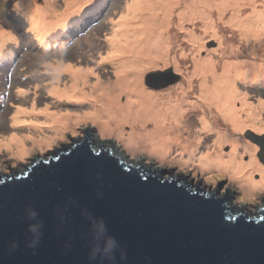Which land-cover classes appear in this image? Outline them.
Instances as JSON below:
<instances>
[{"label":"rangeland","instance_id":"obj_1","mask_svg":"<svg viewBox=\"0 0 264 264\" xmlns=\"http://www.w3.org/2000/svg\"><path fill=\"white\" fill-rule=\"evenodd\" d=\"M29 1L30 7L23 5L20 0H0V136H7L13 132L19 136L29 137L23 141L24 154L8 155L4 149L0 152V178L1 175H15L17 171L25 170L27 165L33 163V154L42 159L47 155L53 156L51 151L61 148L62 145H70L71 137L76 138L78 135H83L82 126L85 128L93 127L95 130L92 129L91 132L95 139H109V147L113 148L115 153L120 150V154H123L130 161L133 160L136 163L138 160V162H142V165L152 168L171 169L174 175L181 172L184 176H188V179H192L194 183H199L209 191L213 189L215 184V189H217L224 180H228L227 184L233 185L230 187L231 190L236 187L242 190L241 185L246 188L247 182L252 183L255 179L254 175H258L260 178L257 171H251L247 179L245 176L233 177L236 171V168H231L233 144L231 142L219 143L216 130L202 126V115L205 116L207 112L203 108H197L195 103L198 96V84L196 82L198 77L193 76L192 86H190L193 90L191 91L190 88L186 89L189 81L183 75L186 68L190 70V62L196 64L198 61L201 65L200 61L204 60L208 54L212 56L208 62L213 63L215 70L219 71H223L222 63L228 66L231 64L235 68L237 66L242 68L257 66L261 75L260 80L251 81L235 77L236 84L240 92L246 94L248 101L255 103L264 98V56L260 57L248 52L246 43L241 40L242 35L236 30L237 27H233L234 30H231L224 23L218 25V28L216 27L219 32L215 34L211 28L202 25L200 18L184 20L182 24H178L177 20L179 19H176V15L170 16L171 23H168L166 31L173 33L174 37L169 41L171 43L168 44L164 53L168 62L164 66L155 65L144 69L139 79L140 86L145 88L143 90L146 92L149 90L164 92L172 88L175 93L173 92L170 103L181 104L183 113L178 116L181 123L178 125L180 129L177 130V135L179 137L181 134H185L188 139L186 141L176 140L173 135L164 137L167 139L162 142L161 146L167 148L169 152L165 158H162L149 150L151 148L150 140H147L146 133L143 137L139 135L143 128L147 131L153 127L148 122L141 124V122L138 123L134 120L137 113L143 118L142 111L131 113L132 117L121 122L115 121L116 123H112V126L108 127L101 122V119L104 118L98 116V113L102 114L103 117L107 115L103 111L104 107L99 99L97 103L91 97L83 101L79 100L78 93H82L81 88L74 89L75 95H71L73 92L67 93L69 91H65L56 96L51 91L54 87L52 83L55 80L60 83V89L69 83L68 69L61 71L53 69L56 62L64 65L69 64L76 68L78 66L88 67L94 70L97 77H100L99 81L112 80L115 75L112 63L119 62L123 55L117 52L115 58L113 53L105 52L106 47H109L106 40L109 37L111 22H115L119 30L140 29V24L145 18L143 14L140 15L141 10L137 12L135 17L132 15L122 21L123 6L125 2L130 0ZM256 1L262 3V0ZM143 3L145 2L142 0L140 4ZM261 3L257 7H261ZM246 7L249 8V5ZM179 10L184 12L185 9H176L174 13ZM212 17L213 13L204 20L210 21ZM261 19L254 21L259 24L257 28L263 27ZM222 20L223 18L217 19L219 22ZM154 22L156 23V21ZM59 23L61 25L56 27ZM70 28L77 29L72 32ZM56 30V35H54L53 32ZM258 38H260L258 44L260 45L259 50H261L264 48V33ZM43 41L47 45H44ZM211 41H214L215 44L206 45ZM4 57L5 59L2 60ZM102 57L104 60L101 59ZM9 59L12 60L9 61ZM169 68L173 73L178 74L179 77L176 82L160 88L150 87L144 83L146 75H150L152 72L166 71ZM228 69L230 68L228 67ZM238 72L243 73L244 70H238ZM113 80L115 79L113 78ZM91 81L97 83V79H91ZM129 84H131L130 86L134 85V83ZM124 85L121 83L119 90L115 85V100L119 104L126 101L128 103L135 100L140 101L141 95L128 91ZM3 100L5 103L2 106ZM136 103L138 107L134 111H139L142 103ZM134 104H127V107L122 106V109L127 108L132 111ZM187 104H191V106L187 107ZM17 106L24 109L33 107L35 108L34 114L40 119L47 117L49 121L45 124L44 130L38 127L34 128L31 124L34 121L31 122V120L12 125L9 122V117ZM38 109H46L53 116L67 118L69 123L60 131L56 130L52 127L53 123L50 116L45 111H37ZM186 109L188 110L185 112ZM261 114L264 118V109L261 110ZM128 121L134 127H131ZM138 124L140 125L138 126ZM133 130H135L136 138L133 135L131 141L129 140V133ZM246 131L253 132L256 136L264 135V129L255 130L250 125L233 131L234 136L237 137L236 148L238 150L236 151L238 154L234 158L236 157L238 161L242 160L243 162H248L250 159V154H246L248 150L244 152L241 150L243 142L257 148L255 152H251L252 156L254 153L258 156L260 151L256 142L244 136ZM188 145L189 153L197 156L195 162H185V159L181 161L178 155V152L186 149ZM213 153L220 154L217 159L223 162L218 163L219 166L209 164V162L208 164L204 163L205 166H203L202 161L211 157ZM222 163L223 165H221ZM262 164L264 163L262 162ZM224 183L226 184V182ZM220 190L223 189L220 188ZM248 193V201L251 203L255 200L252 197L260 194V192H252V189H249ZM243 195L245 196L244 193ZM234 200L246 202L242 197H235ZM252 209L251 211L247 209L250 215L256 212V208Z\"/></svg>","mask_w":264,"mask_h":264},{"label":"water","instance_id":"obj_2","mask_svg":"<svg viewBox=\"0 0 264 264\" xmlns=\"http://www.w3.org/2000/svg\"><path fill=\"white\" fill-rule=\"evenodd\" d=\"M178 77L169 68L144 83L160 88ZM89 128L53 156L33 154L25 170L1 175L0 264H88L92 218L119 241L117 264H264V207L250 215L219 193L222 183L209 191L171 169L125 160ZM244 136L264 163V135ZM30 210L43 224L35 247Z\"/></svg>","mask_w":264,"mask_h":264},{"label":"bare ground","instance_id":"obj_3","mask_svg":"<svg viewBox=\"0 0 264 264\" xmlns=\"http://www.w3.org/2000/svg\"><path fill=\"white\" fill-rule=\"evenodd\" d=\"M20 2L26 6L30 5L29 0H20ZM141 2L142 0H130L127 3L125 2L122 13V21H125L129 16L133 15L135 17L137 12L141 10L140 15L143 14L145 18L142 21L143 23L140 24V29L135 28L133 31L129 29L119 30L117 24L111 22L109 37L108 40H106L109 47H106L105 52L110 54L113 53L115 58V53L117 52L123 55V58L119 60V62H111L114 68L113 70L115 71V75L113 76L115 80L112 78V80L105 79L99 81L98 79H100V77L98 76V78L91 68L80 66L76 68L69 64L64 65L56 62L53 69L57 71L68 69L69 83L63 85L62 89H60V83L55 80L52 83L54 87L51 91L56 96L65 91H69L67 93L73 92L71 95H75L74 89L81 88L82 93H78L79 100L83 101L91 97L93 100H96L97 103L99 99L101 105L104 107L103 111L107 115L103 117L102 114L100 115V113H98V116H100L99 118H104L103 120L101 119V122L108 127H111L112 123L121 122L132 117L133 115L131 113L142 111L143 118L137 113L136 119L134 120L138 123L141 122V124L148 122L153 127L149 128L147 131L143 128V130L139 132V135L143 137L146 133L147 140H150L151 148L149 150L165 158L169 151L167 148L161 146L162 142L167 139L164 137L173 135L176 140L180 139L186 141L188 139L185 134H181L179 137L177 135V130L179 131L180 129L178 125L181 123L178 116L183 113V111H181V104L170 103L171 96L174 92L172 88L164 92L151 90L146 92L143 90L145 88L140 86L139 79L144 69L155 65L164 66L168 62L164 53L168 48V44L171 43L169 41L174 37L173 33L166 31L168 23H171V20H169L170 16L176 15V19H179L177 20L178 24H182L184 20L200 18L202 19V25L211 28L215 34L219 32L217 29L219 27L218 25L224 23H226L227 28L231 30H234L233 27H237L236 30L242 35L241 40L246 43L249 49L248 52L263 57L264 48L259 50L260 45L258 41L260 38L258 37L264 33V0H262V3L260 2L261 7H257L260 3H257L256 0H143L145 3L142 5L140 4ZM247 5H249V8L246 7ZM180 8L185 9L184 12L186 11V13L180 10L174 13L176 9ZM247 10L249 11L245 13ZM212 13L213 17L210 21L204 20L210 17ZM219 18H223V20L221 22L217 21ZM259 19L263 21V27L257 28L259 24H256L254 21H259ZM154 21H156V23ZM59 25L61 24H57L56 27ZM57 30L53 32L54 35H56ZM43 43L47 45L45 41H43ZM213 57L215 58L214 55ZM210 58H212V56L208 54L204 60L200 61V63H202L201 65H199L198 61L196 64L190 62V70L186 68V71L183 73V75L187 77V81H189L186 89L192 86V78L196 75L198 77L196 80L198 84L197 94L200 98L197 96L195 103L197 108H203V110L207 112L205 116L202 115L201 124L203 127L216 130L217 141H219V143L231 142L233 144L231 154L233 162L231 168H236L233 177L240 178L245 176V179H247L251 171H257L259 173L260 179H256L250 183L249 187H246L244 190V194L247 197L250 187L264 188V164H261L258 159L251 155L254 148L247 142H243L241 150L243 152L248 150L246 153L250 154L248 162H243L242 160L238 161L236 157L234 158V156L238 154V152H236L238 150L236 148L237 137L234 136L233 131L242 129L247 125H250L255 130L264 129V118L261 114V110L264 109V98L255 103L248 101L246 94L240 92L238 89L235 77H241L251 81L260 80V71L257 66L246 68L237 66L235 68V66L231 64L228 66L225 63H222L223 71L215 70L213 63L210 64L208 62ZM101 59L104 60V57ZM172 64L174 63L172 62ZM228 67L230 69H228ZM238 70H244V72L239 73ZM91 79H97V83L92 82ZM121 83L125 84V89L128 91H133L141 95L140 101L135 100L130 103L126 101L123 104H119L115 100L116 93H114V91L115 85L119 90ZM129 83H134V85L130 86L131 84ZM83 85L85 87H82ZM190 89L191 91L193 90V88ZM136 102H139V104L142 103V107L139 108V111H134L138 107ZM133 103L135 104L132 111L127 108H123L124 110L122 109V106L127 107V104L132 105ZM190 106L191 104H187V107ZM187 110L188 109H186L185 112ZM33 111H35L33 107L24 109L17 106L9 117V122L15 125L18 123H25L23 122L25 120H31V122L34 121L32 123L30 122L34 128L38 127L44 130L45 124L49 121L48 118L40 119ZM37 111H45L51 118L53 123L52 127L56 130L60 131L69 123L67 118L53 116V114L46 109H38ZM129 125L134 127L131 122H129ZM139 125L140 124H138V126ZM134 132L135 130L129 133V140L131 141L133 135L134 138H136ZM27 138L29 137L19 136L13 132H10L7 136H0V152L5 150L8 155H16L18 153V155L24 154L25 149L23 141ZM188 148L189 145L186 149L179 151L178 155L181 161L185 159V162H195L197 156L191 155ZM219 156L220 154L217 155L213 153L211 157L206 158L201 164L205 166V164L209 162V164L212 163L219 166L218 163L223 162L217 159ZM224 164L226 165V163ZM221 165H223V163ZM241 188L244 187L241 185Z\"/></svg>","mask_w":264,"mask_h":264},{"label":"clouds","instance_id":"obj_4","mask_svg":"<svg viewBox=\"0 0 264 264\" xmlns=\"http://www.w3.org/2000/svg\"><path fill=\"white\" fill-rule=\"evenodd\" d=\"M92 129L95 130L93 127L89 128L91 134ZM78 137L80 136L78 135ZM29 219L34 221L28 225V231L31 233L29 247H35L39 244L43 235V224L41 221L37 220V213L35 210H30ZM89 224L92 239L87 257L88 264H117L120 245L116 237L109 234L107 223L103 218H99V220L92 218Z\"/></svg>","mask_w":264,"mask_h":264},{"label":"flooded vegetation","instance_id":"obj_5","mask_svg":"<svg viewBox=\"0 0 264 264\" xmlns=\"http://www.w3.org/2000/svg\"><path fill=\"white\" fill-rule=\"evenodd\" d=\"M83 136H84V134H83ZM256 150H257V148H254V152ZM254 155H255V158L258 159V161L262 164V162L258 158V156L255 153L253 154V156ZM178 174L184 176L181 172L178 173ZM184 177H186L188 179V176H184ZM254 178L255 179L253 181H255L256 179H260L258 177V175H254ZM227 181H225V180L223 181V184H225L224 182H226V184L223 187L221 186V188L223 190H220V188H219V190H220L219 193L221 192V194L223 193L224 195H227L228 201L232 205L233 208L242 209V210L245 209V211L247 212V209L251 211V210H253L252 208H254V209L257 208V210H258L259 208L264 207V188L263 187L262 188H260V187H257V188L250 187V189H252V192H260V194H258L257 196H253L252 197V198H255V200H254V202L251 203L250 201H248L249 195L247 197L243 195V193H244L243 191L246 188H242V190H241L239 187H236L233 190H231L230 187H232L233 185L231 183H228L229 184L228 185ZM250 183H251L250 181L247 182V184H246L247 186L246 187H249ZM235 197L236 198H241L242 197L243 199L246 200V202L236 201V200H234Z\"/></svg>","mask_w":264,"mask_h":264},{"label":"snow or ice","instance_id":"obj_6","mask_svg":"<svg viewBox=\"0 0 264 264\" xmlns=\"http://www.w3.org/2000/svg\"><path fill=\"white\" fill-rule=\"evenodd\" d=\"M260 146H261V149L264 148V144H261ZM94 159L100 160L101 158L100 157H94Z\"/></svg>","mask_w":264,"mask_h":264}]
</instances>
